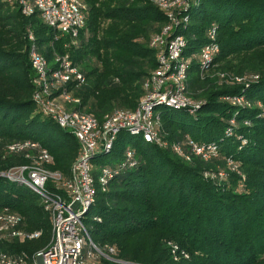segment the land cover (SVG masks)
<instances>
[{"label": "trees", "instance_id": "16d2710c", "mask_svg": "<svg viewBox=\"0 0 264 264\" xmlns=\"http://www.w3.org/2000/svg\"><path fill=\"white\" fill-rule=\"evenodd\" d=\"M81 1L85 25L71 38L46 27L37 12L26 17L0 0V173L28 162L25 152H8L14 142L37 143L53 158L49 169L66 178L79 149L74 135L33 102L29 33L49 64L56 55L69 56L84 82L67 86L79 100L68 108L99 125L116 111H134L145 95L143 84L157 68L151 43L169 24L167 14L151 0ZM182 16L188 22L173 27L166 39L183 38L182 58L189 61L184 94L202 105L192 113L157 108L165 146L121 132L110 152L94 156V169L106 167L113 176L82 220L92 243L111 248L119 261L264 264V0H191ZM212 26L219 53L202 68L196 56ZM224 97L243 98L249 106ZM191 144L215 145L217 152L204 160ZM4 210L40 237L0 239V254L32 255L49 244L50 219L41 199L0 177ZM94 264L115 263L99 258Z\"/></svg>", "mask_w": 264, "mask_h": 264}, {"label": "built area", "instance_id": "2783aa9c", "mask_svg": "<svg viewBox=\"0 0 264 264\" xmlns=\"http://www.w3.org/2000/svg\"><path fill=\"white\" fill-rule=\"evenodd\" d=\"M6 1L17 6L26 17L37 12L43 24L61 36L76 38L85 25L81 0ZM151 1L167 14L169 21L161 35L154 37L151 43L157 50V68L145 80V95L137 108L134 111H116L107 116L101 125L93 117L68 108L78 104L79 100L67 93V86L74 82L77 85L84 82L81 73L71 64L69 56L56 55L54 61L49 64L40 54L34 35L28 34V59L33 71L31 84L35 91L33 102L36 108L50 117L60 129L69 130L74 135L79 149L70 176L66 178L60 172L49 169L53 158L46 150L40 149L37 143L24 141L7 146L11 154L25 152L24 157L28 162L0 173V177L27 187L41 199L50 219L51 237L45 248L32 255L1 253L0 264H94L99 258L115 264H137L112 258L114 251L111 248L105 251L96 247L90 240L82 219L94 203L97 193L105 191L113 176V172L106 167L94 169L91 163L94 156L110 152L121 132L132 136L139 135L146 143L165 146L158 134L160 120L157 108L166 106L192 113L202 105L184 94V88L188 86L189 61L182 58L185 46L183 38L172 36L166 39L173 27L188 22V17L182 15L187 11L191 0ZM207 38L208 43L196 56L202 68L208 67L213 57L219 53L216 29L213 26L208 31ZM222 101L249 106L248 102L240 97H224ZM233 123L230 121L231 126ZM231 126L226 130L227 133H232ZM191 145L192 153L204 160H208L217 152L215 145ZM175 150L182 154L179 147H175ZM132 154L133 151L129 150L124 155L129 160ZM183 157L188 159L186 155ZM228 165L232 166V162L229 161ZM94 171H97V176L93 175ZM218 177L223 178L224 174L220 173ZM20 223L18 215L7 210L0 212V239L23 243L40 237V232H26L20 227Z\"/></svg>", "mask_w": 264, "mask_h": 264}]
</instances>
